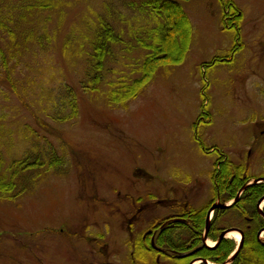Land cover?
<instances>
[{
  "label": "rangeland",
  "instance_id": "rangeland-1",
  "mask_svg": "<svg viewBox=\"0 0 264 264\" xmlns=\"http://www.w3.org/2000/svg\"><path fill=\"white\" fill-rule=\"evenodd\" d=\"M233 1L243 16L240 36L223 27L220 0L184 3L193 27L188 54L179 65L160 68L127 108L111 106L101 93L84 95L76 83L78 117L62 125L48 121L42 127L20 108L10 87L0 83L6 93L0 92V116L10 120L6 126L16 142L2 145L8 160L31 151L43 154L47 162L54 150L65 164L24 177L23 183L35 187L16 202L0 201V264L96 262V256L87 260L86 240L105 241L113 249L118 243L115 235L120 240L126 237L115 204L117 196L132 191L137 169L150 174L159 191L167 181L209 183L221 155H227L234 167H248L250 175H264V0ZM143 4V0L74 1L60 35L73 25L77 30L96 25L108 5L125 44L115 63L109 64L115 74L111 72L107 80L127 75L131 81L141 75L143 43H151L150 34L164 23L142 11ZM220 58L229 61L215 60ZM61 67L58 71L71 85L81 77L82 68L70 66L66 57ZM202 106L205 118H200ZM25 124L36 130L40 143L30 132L20 133ZM137 190L146 192L144 182Z\"/></svg>",
  "mask_w": 264,
  "mask_h": 264
},
{
  "label": "trees",
  "instance_id": "trees-1",
  "mask_svg": "<svg viewBox=\"0 0 264 264\" xmlns=\"http://www.w3.org/2000/svg\"><path fill=\"white\" fill-rule=\"evenodd\" d=\"M74 1L82 0H0V83L10 87L20 101V108L31 114L42 127H47L48 121L62 125L78 117L80 96L74 86L76 83L84 95L101 93L104 101H109L111 106L127 108L154 79L160 68L179 65L190 49L193 27L184 8V3L190 0H143L142 11L154 13L164 23L150 34L151 43H143L146 54L141 70H138L141 72L140 77L130 81L126 75L108 81V76L113 72L109 64L115 63L119 47L125 44L122 34L115 27V13L105 5V14L99 15L96 25L83 30H77L73 25L61 36L60 29L64 25L66 11L74 7ZM220 2L223 27L240 36L243 16L238 6L233 0ZM47 56H50L48 60ZM57 56L59 61L56 60ZM40 57L44 58L42 62ZM64 57L69 60L70 66L82 68L81 77L72 82L73 85L60 72ZM17 86L22 89L19 90ZM0 88V92L4 93V89ZM42 101H48L49 104L34 109ZM202 117H206V107L202 108ZM0 121V201L16 202L26 191L35 187L23 183L24 177L38 171H55L56 167L65 164L54 150L50 153L51 160L47 162L43 161V154L31 151L9 161L2 145L16 142L12 130L6 126L10 120L0 116ZM25 125L20 126V133L24 135L28 131L35 143H40L36 130ZM245 173L246 168L232 167L227 161L222 164L217 177L219 184L224 186L233 175L250 177ZM241 185H233L232 192H236ZM249 241L257 243L254 235ZM234 245L233 241L222 244L223 252L219 250L216 254L220 261ZM224 248L227 250L224 251ZM203 253L218 262L211 250H204Z\"/></svg>",
  "mask_w": 264,
  "mask_h": 264
},
{
  "label": "flooded vegetation",
  "instance_id": "flooded-vegetation-1",
  "mask_svg": "<svg viewBox=\"0 0 264 264\" xmlns=\"http://www.w3.org/2000/svg\"><path fill=\"white\" fill-rule=\"evenodd\" d=\"M215 60L229 61L225 58ZM198 122L202 124L203 120ZM208 123L205 121L204 124ZM201 147L205 153H210L211 150L202 143ZM227 161V155L220 156L209 183L202 180L188 184L167 181L161 184L160 191L152 186L150 174L137 169L131 179L132 191L117 196L115 204V213L126 237L120 240L115 235L118 243L113 249L105 241L87 238V260L97 258L96 262L89 264H205V261L212 264H264V175L251 176L246 167L250 177L233 175L227 185L220 180L222 186L217 175ZM137 172L143 176L138 177ZM140 180L147 187L144 193L137 190L143 184ZM239 184L241 187L232 192L231 187ZM203 191L208 194L204 196ZM121 205H126L127 209ZM232 232L243 235L237 254V244L229 237ZM75 234L79 236L78 232ZM252 235L257 243L249 241ZM83 236L79 238L85 240ZM227 241H233L235 245L220 261L216 254L219 250L223 252L222 244ZM204 250H211L218 262L205 256Z\"/></svg>",
  "mask_w": 264,
  "mask_h": 264
},
{
  "label": "bare ground",
  "instance_id": "bare-ground-1",
  "mask_svg": "<svg viewBox=\"0 0 264 264\" xmlns=\"http://www.w3.org/2000/svg\"><path fill=\"white\" fill-rule=\"evenodd\" d=\"M229 237L234 239L236 242H239L241 240V236L239 233L237 232H232L229 234ZM210 244L212 245V242H210Z\"/></svg>",
  "mask_w": 264,
  "mask_h": 264
},
{
  "label": "water",
  "instance_id": "water-1",
  "mask_svg": "<svg viewBox=\"0 0 264 264\" xmlns=\"http://www.w3.org/2000/svg\"><path fill=\"white\" fill-rule=\"evenodd\" d=\"M223 208H224V207H223ZM224 235H225V233L221 235V238H222ZM242 238H243V235H242ZM240 248H241V245H240V247L238 248V250L236 251V254L238 253V251H239ZM202 262H204V261H202ZM204 263H205V264H208L206 261H205Z\"/></svg>",
  "mask_w": 264,
  "mask_h": 264
}]
</instances>
